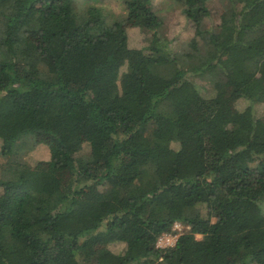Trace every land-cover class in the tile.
<instances>
[{
  "label": "trees",
  "instance_id": "1",
  "mask_svg": "<svg viewBox=\"0 0 264 264\" xmlns=\"http://www.w3.org/2000/svg\"><path fill=\"white\" fill-rule=\"evenodd\" d=\"M219 1L205 29L166 0L198 37L174 51L152 0H0V264H264V0ZM37 133L45 168L15 154Z\"/></svg>",
  "mask_w": 264,
  "mask_h": 264
},
{
  "label": "rangeland",
  "instance_id": "2",
  "mask_svg": "<svg viewBox=\"0 0 264 264\" xmlns=\"http://www.w3.org/2000/svg\"><path fill=\"white\" fill-rule=\"evenodd\" d=\"M104 4L108 9L113 12H119V0H103ZM155 8L161 9L160 15L163 18L164 26L163 31L171 42V47L175 51L182 50L185 45L191 47L195 46L198 41V37L194 34V21L192 19L187 20L181 13L180 9L174 5H169L166 0H152ZM164 2V3H163ZM224 2L219 0H208V6L210 10V15L205 16L202 20L203 27L205 29H211L217 27L218 15L222 11ZM138 25V24H137ZM134 24V27H128L129 43L131 46L140 48L144 46L145 35L141 30ZM126 69L124 65L121 70ZM145 68L143 66L142 71ZM198 91L208 97H218L222 98L229 109H243L250 105V102L240 96L234 95L232 88L230 87H214L211 88L206 84L205 81L201 83L197 82ZM220 100V99H219ZM233 107V108H232ZM255 114L264 118V108L261 106L254 105ZM55 145V140L48 134L37 133L21 139L18 143V148L15 150L16 156H19L21 160L25 161L34 168H45L46 162L49 159L50 150ZM4 158L0 154V161ZM1 175V174H0ZM64 179L67 178V174H64ZM180 225V226H179ZM174 226V225H173ZM176 232H182L183 228L181 224L178 223L176 227ZM197 238H200L197 235ZM98 248H109L114 252H121L124 249V244L120 242L102 243L97 245Z\"/></svg>",
  "mask_w": 264,
  "mask_h": 264
},
{
  "label": "built area",
  "instance_id": "3",
  "mask_svg": "<svg viewBox=\"0 0 264 264\" xmlns=\"http://www.w3.org/2000/svg\"><path fill=\"white\" fill-rule=\"evenodd\" d=\"M176 227H178V223H174V226H172V232L160 235L156 242V246L159 248H165L174 245L177 237L181 234L180 232H176Z\"/></svg>",
  "mask_w": 264,
  "mask_h": 264
}]
</instances>
